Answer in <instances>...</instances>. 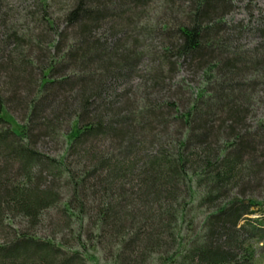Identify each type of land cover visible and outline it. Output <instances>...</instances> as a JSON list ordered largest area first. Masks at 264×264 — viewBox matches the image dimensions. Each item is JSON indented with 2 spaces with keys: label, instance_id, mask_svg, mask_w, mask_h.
<instances>
[{
  "label": "trees",
  "instance_id": "obj_1",
  "mask_svg": "<svg viewBox=\"0 0 264 264\" xmlns=\"http://www.w3.org/2000/svg\"><path fill=\"white\" fill-rule=\"evenodd\" d=\"M32 1L0 0V264H259L264 13Z\"/></svg>",
  "mask_w": 264,
  "mask_h": 264
},
{
  "label": "rangeland",
  "instance_id": "obj_2",
  "mask_svg": "<svg viewBox=\"0 0 264 264\" xmlns=\"http://www.w3.org/2000/svg\"><path fill=\"white\" fill-rule=\"evenodd\" d=\"M3 5L6 7L11 6L12 12H17L18 14H20L19 12H21L23 9V7H27L29 4L31 5L32 3H34L32 0H2ZM61 2V3H58ZM54 8L56 10H59L62 7V2L63 0L58 1ZM161 1H155L152 5L153 8L158 7V4ZM33 5V4H32ZM22 7V8H21ZM249 11H252L254 13V21H252L253 24H258L260 21V13H264V0H242L241 2H239L234 8L233 10L230 12V14L227 15V19L229 20H239L241 18L247 19L249 17ZM23 12V11H22ZM24 14V13H23ZM22 15V13H21ZM32 23L34 24V22H27V24L29 26H32ZM246 35L242 38V40L246 41L247 44L249 45H254L257 41H259L260 39L257 37V33H252V32H248L245 33ZM181 76H186L187 78L191 79L192 77V73L191 70L189 68L184 67V70H182L180 72ZM261 96H264V91L261 92ZM262 101V100H261ZM262 103H264V98ZM262 104H259V106L257 107V117L259 116V114L262 112ZM38 147L50 154V155H54L57 157H63L64 154L66 153V147H67V143L64 142L61 146H55V143L53 140L51 139H46V141H42L40 140L38 143ZM188 217L193 218L194 219V225L197 226L198 228V224L200 223V221L202 220V212L201 209L196 207V205L194 207H192L189 210V215ZM199 222V223H198ZM188 225L187 224H183V226H181L182 229V234H187L188 231H186V227ZM193 226V227H195ZM197 228H195L197 230ZM195 230V231H196ZM3 229H0V241H2L5 237V234L3 233ZM5 231H7L5 229ZM254 246H256V244H254ZM261 252V256L259 258L258 263L259 264H264V249L260 251ZM91 256L89 257L90 259V264H112V263H105L103 261H101L99 259V254L97 252H93L90 254ZM97 261V262H96Z\"/></svg>",
  "mask_w": 264,
  "mask_h": 264
}]
</instances>
